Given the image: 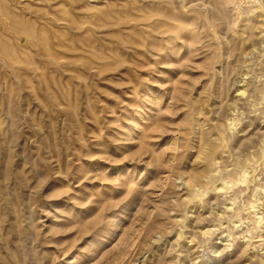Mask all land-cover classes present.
I'll return each instance as SVG.
<instances>
[{
    "label": "rangeland",
    "instance_id": "obj_1",
    "mask_svg": "<svg viewBox=\"0 0 264 264\" xmlns=\"http://www.w3.org/2000/svg\"><path fill=\"white\" fill-rule=\"evenodd\" d=\"M0 264H264V0H0Z\"/></svg>",
    "mask_w": 264,
    "mask_h": 264
},
{
    "label": "bare ground",
    "instance_id": "obj_2",
    "mask_svg": "<svg viewBox=\"0 0 264 264\" xmlns=\"http://www.w3.org/2000/svg\"><path fill=\"white\" fill-rule=\"evenodd\" d=\"M239 82H240V80H239Z\"/></svg>",
    "mask_w": 264,
    "mask_h": 264
}]
</instances>
